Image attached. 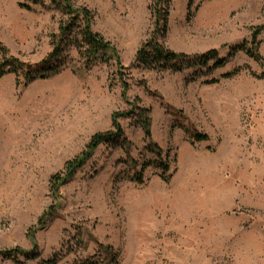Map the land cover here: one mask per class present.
Wrapping results in <instances>:
<instances>
[{"label": "rangeland", "instance_id": "rangeland-1", "mask_svg": "<svg viewBox=\"0 0 264 264\" xmlns=\"http://www.w3.org/2000/svg\"><path fill=\"white\" fill-rule=\"evenodd\" d=\"M31 1L0 0V45L29 66L52 51L62 20L48 1ZM74 3L93 13L92 30L114 47L118 62L86 68L69 47L56 75L0 78V251L38 254L0 255V264H264V0L172 1L164 47L225 57L254 41L263 59L239 52L201 75L135 65L152 31L151 0ZM139 111L175 171L167 184L150 167L145 186L126 178L151 157ZM115 113L130 115L117 120L127 154L100 145L52 193L51 178L92 135L112 130ZM195 133L209 140L191 143ZM43 216L49 219L38 228Z\"/></svg>", "mask_w": 264, "mask_h": 264}, {"label": "trees", "instance_id": "trees-1", "mask_svg": "<svg viewBox=\"0 0 264 264\" xmlns=\"http://www.w3.org/2000/svg\"><path fill=\"white\" fill-rule=\"evenodd\" d=\"M44 1H48L49 9L58 12L62 16L58 27V33L51 36L52 51L39 63L29 66L21 63L14 57L8 56L7 50L0 45V78L7 74L16 76L23 75L26 82H33L38 79H47L58 74L65 68L67 57L65 52L69 47L76 49L78 56L83 60L86 68L95 64H106L111 60H117V53L114 47L106 41L100 34L92 30L94 15L86 7H75L74 0H32L33 5L44 6ZM173 0H151L149 13L151 17L152 31L150 36L143 42L135 54L134 63L137 67L157 71H169L171 73H180L186 70H195L196 75L211 73L219 68H223L228 63L229 57H235L239 52L247 55L259 64H263V59L258 53V46L252 44L249 46L240 44L233 46L230 55L219 57L216 50L211 49L202 54L186 55L177 54L162 44L168 32V17L170 5ZM204 2L207 0H198ZM191 2V0H190ZM190 6V5H189ZM229 75H225L228 77ZM264 76V75H263ZM140 112V111H139ZM138 124L143 131L146 142V151L151 155L150 161L143 164L140 171H135L126 178L129 182L138 187L145 186L147 180L144 178V171L150 167L160 181L167 184L170 182L174 170L171 171L168 156L163 155V150L151 141L150 118L144 113H137ZM130 118L127 113H115L111 116L112 130L96 133L91 136L84 150L76 157L66 161L62 173L56 174L51 178V191L56 194L59 187L75 175L76 171L83 167L94 154L100 145H109L112 148H121L125 154L130 147L127 143L124 132L118 119ZM188 134V130H186ZM191 143H200L209 140L205 134L190 135ZM131 165L135 163L131 160ZM52 210V209H51ZM52 212V211H50ZM49 217L43 216L39 219L38 228H43V224ZM34 242V230H31L28 236ZM0 255L5 257L23 256L27 260L38 258L36 249L27 252L21 249H10L0 251ZM40 264H56L53 259L44 261ZM73 264H107L97 260H83ZM110 264H117L115 258H112Z\"/></svg>", "mask_w": 264, "mask_h": 264}]
</instances>
